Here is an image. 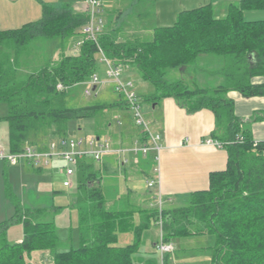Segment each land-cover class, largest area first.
Instances as JSON below:
<instances>
[{
    "label": "trees",
    "instance_id": "obj_1",
    "mask_svg": "<svg viewBox=\"0 0 264 264\" xmlns=\"http://www.w3.org/2000/svg\"><path fill=\"white\" fill-rule=\"evenodd\" d=\"M260 9L264 0H238L228 4L224 17H217L211 4H203L181 10L171 25L154 27L148 39H120L112 30L92 40L81 36L88 19L85 12L69 3L42 2L40 18L17 28H0V103L7 107L0 119L7 123L8 150L20 152L27 144L45 149L51 139L67 136L75 120L95 117L111 107L128 109L119 95L112 102L67 104L68 89L98 71L100 49L109 60L135 67L153 86L144 100L157 104L170 97L187 113L210 110L215 121L210 137L227 154L225 168L208 174L207 188L183 195V205L161 208L163 239L174 242L210 235L208 264H264V140H253L249 128L250 123L263 120L264 113L238 117L227 96L229 91L243 97L264 96V83L252 82L264 76V19L243 16L246 10ZM77 36L82 37L79 51L66 53V40ZM36 38H59V56L19 79L20 56ZM210 55L221 57L222 65L207 69L196 64ZM190 68L220 75L223 82L208 87L189 77L166 78L171 70L188 72ZM58 83L66 89L58 91ZM74 176L76 197L70 206L77 213L79 245L58 250L54 221L41 220L45 210L24 206L6 183L14 214L0 221V264H28L26 257L35 251L51 253L50 264H158L153 246L158 237L150 241L149 251H140L145 245L143 234L157 220L158 209L132 205L128 197L122 206L108 209L91 161H79ZM13 222L22 225L23 233L15 243L7 239ZM121 234H130V242L119 244ZM164 264H172L170 254Z\"/></svg>",
    "mask_w": 264,
    "mask_h": 264
},
{
    "label": "crops",
    "instance_id": "obj_2",
    "mask_svg": "<svg viewBox=\"0 0 264 264\" xmlns=\"http://www.w3.org/2000/svg\"><path fill=\"white\" fill-rule=\"evenodd\" d=\"M41 1L54 4L50 0H38L37 2L35 0H0V28H17L26 22L34 21L33 19L37 17V13L41 12ZM101 1L105 16L103 32L114 30L120 39L129 37L141 38L144 35H150L149 37H151L154 27L171 25L181 10L194 8L203 4H211L215 10V15L217 17H224L227 13L228 4L238 2V0H124L122 3L119 0ZM64 3L72 4L75 10L87 14L86 2L82 0L66 1ZM105 3H108L109 6H106ZM243 16L248 20L264 19V9L246 10L243 12ZM74 43L75 39L68 42L66 45L67 49L73 48L74 45L72 44ZM58 56L59 52H57L56 58ZM201 58L207 60L208 57L202 56ZM206 67L210 69V66ZM215 76H213L215 79L211 86L223 82V78L220 75ZM204 81L202 79L200 82L203 83ZM252 82L255 84L264 83V76L254 77ZM102 86H105V84L103 83ZM151 92L146 94H150ZM227 96L233 100L234 112L238 117L246 119L254 113H264V96L243 97L237 91H229ZM158 104L159 107L155 121L153 123L147 121L151 125L149 126L151 127V131L161 135L160 143L162 147L159 152L160 172L158 175L159 183L155 188L156 191L160 193L161 197L162 195H169L171 197L174 194H188L207 188L208 174L211 171L224 169L227 159V154L223 147L201 143L203 139L211 136L214 129L215 121L213 113L208 109L187 113L170 97L164 98ZM111 108L120 109L119 107ZM113 117L120 129L119 133H113L112 126L108 128L113 150L104 155L99 162L87 159V161L92 162L94 169L98 171L100 185L101 173L103 171H114L115 169L122 174L125 180H127V175H135L138 172L144 175L148 173V175L150 174L149 177H153V163L148 159V156H139L128 151L124 153L117 152L120 147L130 145L134 140L139 138V129L137 130L132 125L133 122H128L129 115L128 117L126 116L125 121L120 120L118 115ZM117 120L120 123H117ZM103 123L107 127L112 122L104 118ZM249 128L253 140H264V119L250 123ZM96 136L99 135L96 134ZM0 148L4 149L1 145ZM54 160L62 161L60 159ZM64 166L61 168V171L65 179ZM8 169H14L18 173V187L24 206L28 207V202L33 198H50L54 196L52 172L43 169V167H30L24 163L8 165L6 162L0 160V175L3 172L5 186L6 183L10 185L7 179L9 173L13 174L10 171L7 172ZM71 179L75 182V176ZM125 190L126 193L123 194V197H128L130 204L139 205L138 202L142 199L139 200L138 197L130 198L132 193H136V190L129 185L126 186ZM151 192L153 191L146 188L144 193V198L149 202ZM75 197L76 194L72 202L75 201ZM169 199L170 201L173 200ZM133 200L135 203H132ZM135 200L138 201L136 202ZM164 203L162 204V208H169ZM21 239L11 242H19ZM43 256L48 258L46 263H49L48 261L52 259V255L49 252H44Z\"/></svg>",
    "mask_w": 264,
    "mask_h": 264
},
{
    "label": "rangeland",
    "instance_id": "obj_3",
    "mask_svg": "<svg viewBox=\"0 0 264 264\" xmlns=\"http://www.w3.org/2000/svg\"><path fill=\"white\" fill-rule=\"evenodd\" d=\"M38 0H35L37 2ZM66 1H75V0H50V2H54L56 5H61ZM85 2V0H82ZM122 3L124 0H119ZM34 2V3H35ZM43 1H41L42 3ZM46 3V2H44ZM106 6H109L108 3H105ZM41 6V5H40ZM39 6V7H40ZM41 12L37 13L36 20L40 18ZM105 18V16H104ZM176 19V18H175ZM174 19V21H175ZM173 21V22H174ZM150 35L141 36V39H148ZM81 36L71 37L67 41L75 39V42ZM60 42L59 38L56 39H43L36 38L32 40L28 46L22 52L19 59V67L16 71V76L19 79L25 78L27 74L36 70L39 66L45 63H54L57 60V52H59V48L57 44ZM67 45V44H66ZM74 45V44H72ZM66 48V53H76L79 51V47H70L68 50ZM57 49V50H56ZM206 59L199 58L197 60L198 65L206 68V66H210V69L218 68L222 65V58L218 56H207ZM96 58L99 59V54H96ZM205 64V65H204ZM199 67V66H198ZM105 64H100L98 68V75L105 84L102 86L100 84L97 89L93 90L91 94H84V88L86 83H78L72 87H70L69 95L67 97V104L69 106H82L85 104H92L96 102H112L116 99L117 94L112 90V84L109 79L106 78L105 75ZM208 69V68H207ZM122 77L124 79H129L133 83V88L137 94H139L140 98V111L143 114L144 118L153 123L156 119V114L158 111L159 104H154L148 102L143 99V95L153 91V86L144 81L141 78L139 71L135 67H124L122 71ZM186 78L189 77L197 82L200 86H208L213 85V80L215 77L210 76L202 71H194L193 69H188V72H182L179 70H171L167 72L166 78L169 80H175L178 78ZM204 79L205 81L201 83L200 81ZM128 109H117V108H108L102 112H99L95 117L86 118V119H78L70 123L69 132L67 136L69 138H74L75 136H96L98 134L101 138L110 139V134L108 128L112 126L113 133H119L120 129L116 124V120L113 116L118 115L120 120L126 119L128 117V122L132 123L137 130L138 127L134 124V120L132 117V113ZM7 113L6 104L0 103V117L4 116ZM115 114V115H114ZM104 118L111 121V125L107 127L104 126ZM151 126V125H149ZM151 128V127H150ZM74 133V134H73ZM8 129L6 121L1 118L0 119V145L5 150L8 147ZM106 155V154H104ZM103 155V156H104ZM141 156L140 154H138ZM102 156V157H103ZM102 159V158H101ZM148 159L153 163V159L151 158V154H148ZM2 165V164H1ZM64 166V163L59 160L50 161L48 164L42 165L43 169L52 172V181H53V189L55 194L53 197H44V198H33L28 202L29 208L39 207L45 210L44 215L41 217L43 221H54V224L57 228L58 242L57 249L63 250L67 249L70 246L77 247L79 245L78 240V225H77V213L70 204L72 203V199L75 196V182L71 179V185L69 187H65L62 184L64 179V175L61 171V168ZM97 167V165H95ZM2 168V166H1ZM153 168V164H152ZM9 177H7L8 182L11 186V190L13 194L21 201V194L18 187V173L14 169H8ZM148 172V169H147ZM15 174V175H14ZM150 174H143L138 172L137 174H129L127 175V180L124 179L122 174L118 172L117 169L114 171H103L101 173V186L103 188L105 194L106 207L108 209H115L123 205L125 199L123 194L126 193V186H131L136 193H132L130 198L138 197V199H142L138 202L141 208L149 209L151 207L150 202L144 198L145 190H146V180L149 178ZM5 177L3 172L0 175V221L9 219L14 214V207L12 202L7 198L6 195V186H5ZM183 195L185 194H174L169 197V195H162V201L165 202L164 205L166 207H177L183 205L186 201L184 200ZM164 196V197H163ZM173 199L170 201V199ZM136 202L138 200H135ZM22 202V201H21ZM134 200L132 201V203ZM135 203V202H134ZM27 205V203H25ZM159 228L153 222L150 223L149 228L143 234L144 247L141 248L142 251H149L150 241L155 240L158 237ZM22 238V225L20 223L13 222L7 228V239L11 242L14 240H20ZM131 240V235H119V244L129 243ZM213 237L210 235H200V236H190L186 238L176 239L174 243V251L170 254V260L172 264H208L209 262V251L208 247L212 244ZM147 249V250H146ZM42 251H35L27 256L28 264H50L52 259H50L46 263L48 258L43 256Z\"/></svg>",
    "mask_w": 264,
    "mask_h": 264
},
{
    "label": "built area",
    "instance_id": "obj_4",
    "mask_svg": "<svg viewBox=\"0 0 264 264\" xmlns=\"http://www.w3.org/2000/svg\"><path fill=\"white\" fill-rule=\"evenodd\" d=\"M85 2L88 19L81 28V36L96 40L104 30L103 4L101 0H86ZM81 43L82 40L78 39L74 47L78 48ZM98 54L99 59H97V61L101 64H105V75L112 84L113 92L126 101L128 110L132 113L134 124L139 129V138L134 140L130 145L120 147L117 152L124 153L128 151L136 155H152V171L154 172V176L146 180V187L148 190L153 191L149 197L151 207L157 208L159 211L157 220L154 222L159 228L158 238L154 247L158 264H164L165 256L174 251L175 245L173 242H167L163 239L161 229L162 219L160 215L163 202L160 193L155 189L159 183V152L162 147L160 143L161 135L151 131L149 123L141 113L140 98L133 88L132 81L122 77L123 66L109 60L100 49ZM100 84H103V81L98 73H93L85 84L84 94H91ZM56 89L62 91L66 89V86L58 83ZM117 123H120V121L117 120ZM201 143L222 147L220 142L211 137L203 139ZM112 150V143L107 138H101L95 135L89 137L75 136L74 138L65 136L51 139L45 149H38L30 144L25 145L20 152H10L9 150L0 148V160L6 162L8 165L24 163L28 166L42 167V165L48 164L54 159H60L65 163L64 174L66 178L63 181V185L70 186L71 178L75 175V167L79 161L90 159L99 162L104 154L110 153Z\"/></svg>",
    "mask_w": 264,
    "mask_h": 264
},
{
    "label": "bare ground",
    "instance_id": "obj_5",
    "mask_svg": "<svg viewBox=\"0 0 264 264\" xmlns=\"http://www.w3.org/2000/svg\"><path fill=\"white\" fill-rule=\"evenodd\" d=\"M74 134V133H73ZM111 141V140H110Z\"/></svg>",
    "mask_w": 264,
    "mask_h": 264
}]
</instances>
